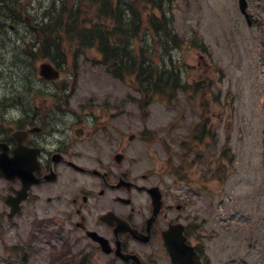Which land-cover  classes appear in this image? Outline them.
Instances as JSON below:
<instances>
[{
	"label": "flooded vegetation",
	"instance_id": "flooded-vegetation-1",
	"mask_svg": "<svg viewBox=\"0 0 264 264\" xmlns=\"http://www.w3.org/2000/svg\"><path fill=\"white\" fill-rule=\"evenodd\" d=\"M248 10L247 26L259 29L264 43L262 6L248 1ZM77 83L40 81L44 94L13 97L11 109L0 97V163L20 168L19 176L0 177L4 263L174 264L171 234L179 249L192 247L212 264L206 236L219 210L242 213L247 225L264 230L263 208L250 195L242 207L226 203L237 197L227 191L230 163L218 174L212 101L193 162L167 154L156 165L135 145L144 128L132 129L136 120L123 124L119 97L79 95ZM255 248L264 264V245ZM238 262L249 264L243 256Z\"/></svg>",
	"mask_w": 264,
	"mask_h": 264
},
{
	"label": "rangeland",
	"instance_id": "rangeland-1",
	"mask_svg": "<svg viewBox=\"0 0 264 264\" xmlns=\"http://www.w3.org/2000/svg\"><path fill=\"white\" fill-rule=\"evenodd\" d=\"M47 2L48 0L21 1L25 7L31 10L33 21L36 24H39L37 16L41 15V10L47 5ZM253 2L256 5L261 3L264 11V0ZM141 8L144 18L143 27L150 30L148 17L154 12L159 15L160 11L150 5H142ZM82 10L85 23H88L90 19H96L94 5L84 3ZM170 13L173 17L175 30L181 41L184 42L180 48L172 51V58L181 67L185 83L189 85L185 91H179L171 102L161 100L162 93L160 92H157L156 95L149 94L147 99L146 96L138 92L137 84H133L134 82H130L129 79L120 80L109 73L104 66L95 63L98 60L95 50L86 51L78 43L69 40L65 44L66 60L62 65L61 79L81 81L83 95H101L105 89H109L110 84L113 90L112 95H119L121 98L123 118L128 117L131 112H137V128L141 126V123L149 122L148 126L168 137L173 146L188 139L187 134L189 133H191L192 141L194 135L198 134L192 132L200 116L199 107L196 104L198 96L200 99L203 96L208 98H204L203 101L206 106L210 99L217 101L214 120L218 124L221 116L230 112L226 110V107L234 110L246 125L245 128L243 127V135L237 133L232 137V145L236 147L234 149L236 157H234L237 158L236 162L238 161L235 162L238 173H234L236 175L232 179L233 190L237 192L243 206L245 203L242 200L244 194L245 197L251 195L250 191L244 190V187L247 182L258 178L257 173H253L252 166H257V163L262 160L260 154L264 144L262 140L264 137V62L261 58L264 44H262L260 30L249 31L247 29L242 18L241 20L239 18L240 13L236 0H175ZM17 26L18 33L6 32L3 36L4 40L0 43V89L2 88L5 94L21 96L30 93V90L26 88L29 80L26 79L22 67H14L16 60L11 53L13 45L11 40L17 37H29V34L24 23H19ZM156 43L159 42L156 41ZM196 43L201 46H197ZM147 48H151L150 43ZM165 58L170 63V54L162 49L160 54L156 53L153 59L155 62H160ZM44 61V59L32 60L35 73H37L38 66ZM199 80L202 84L204 82L206 87L201 88L200 86L197 91L196 84H200ZM171 92L168 91V95ZM142 96L145 98L141 99ZM153 96L155 98H151ZM130 97H133L136 104L132 105L126 102ZM149 104L151 105L149 106ZM144 107L146 108L144 109ZM148 113H150L149 118L146 117ZM240 122L239 119L238 126L242 127ZM174 124V134L169 132L166 135L167 129ZM221 128L222 126L219 127V129ZM224 131L228 134L227 125L224 130H221V135L219 134L220 143H223L227 137L224 135ZM151 141L149 140L146 145L137 141L138 148L143 157L160 165L165 158L166 147L164 149L161 141L156 143H151ZM188 143L190 142H186L183 148H186L184 146ZM177 148H181L180 151H182L180 145ZM245 172L249 174V178ZM257 192L256 189L255 193ZM260 196L259 194L258 197ZM258 204L264 208V200L259 199ZM257 212V210L253 211V213ZM229 216V213H223L222 218H219L223 221L217 222L216 230H213L216 221L212 220L209 225V230L212 232L207 234L206 241L212 247L214 264L221 258L226 262L229 257L234 255V252L240 251V249L234 250V248H237V242L241 243L243 240L239 228L241 225L243 228L245 227L241 223L242 214L241 216L237 215L236 224L226 221ZM260 220H262L261 215ZM260 235L264 241V232H260ZM254 237L256 239V234ZM231 244L232 247H229ZM249 261L250 264H255L252 256ZM74 264H78V261H75Z\"/></svg>",
	"mask_w": 264,
	"mask_h": 264
},
{
	"label": "trees",
	"instance_id": "trees-1",
	"mask_svg": "<svg viewBox=\"0 0 264 264\" xmlns=\"http://www.w3.org/2000/svg\"><path fill=\"white\" fill-rule=\"evenodd\" d=\"M21 1L0 0V23L5 24L7 29H10L11 24L17 29L19 23H26L25 14H32ZM84 3L95 6L96 19H90L88 23L84 21ZM144 3L163 11L161 17L155 12L148 17L149 25L155 30L163 47L170 50L172 44L179 45L172 18L165 8L171 3L168 0H48L41 15L37 16L38 31L33 32L28 25L25 26L27 32L33 35L32 38L40 40L39 53L42 58H50L60 64L58 59L64 56V41L69 40L81 47L95 49L99 58L95 63L113 71L115 76L136 74L140 85L147 90L151 80L175 82L180 81V75L176 66L159 68L154 63L155 57L143 44L137 52L136 43L143 31L141 5ZM144 40L145 37L140 42ZM167 41L170 44L168 47L165 45ZM33 42L28 44L23 38V44L13 50L20 52L16 59L19 64L21 61L27 64L28 56H36ZM157 87L162 89L160 85Z\"/></svg>",
	"mask_w": 264,
	"mask_h": 264
},
{
	"label": "water",
	"instance_id": "water-1",
	"mask_svg": "<svg viewBox=\"0 0 264 264\" xmlns=\"http://www.w3.org/2000/svg\"><path fill=\"white\" fill-rule=\"evenodd\" d=\"M240 5H241V9L243 12H245V8H246V2L245 0H240ZM28 21H30L28 19ZM33 29H37L36 27L34 26H31ZM41 73L46 76V77H50V78H55L58 76V73L53 69V67L48 64V63H44L41 65ZM174 260L175 261H178V256L174 255ZM180 262L182 264H190V262H188L187 260H183V259H180Z\"/></svg>",
	"mask_w": 264,
	"mask_h": 264
},
{
	"label": "bare ground",
	"instance_id": "bare-ground-1",
	"mask_svg": "<svg viewBox=\"0 0 264 264\" xmlns=\"http://www.w3.org/2000/svg\"><path fill=\"white\" fill-rule=\"evenodd\" d=\"M13 53H14V58H18V56L20 55V52L19 51H13Z\"/></svg>",
	"mask_w": 264,
	"mask_h": 264
}]
</instances>
